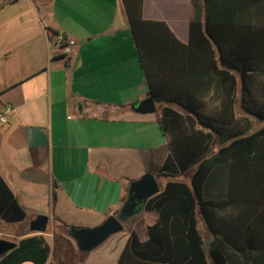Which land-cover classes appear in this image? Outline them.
I'll return each mask as SVG.
<instances>
[{
	"label": "crops",
	"instance_id": "0c3cea01",
	"mask_svg": "<svg viewBox=\"0 0 264 264\" xmlns=\"http://www.w3.org/2000/svg\"><path fill=\"white\" fill-rule=\"evenodd\" d=\"M142 15L188 40L190 0H143ZM58 32L78 40L67 57L51 43ZM148 95L121 0H0V175L26 210L21 221L0 218V238L39 233L30 222L46 214L42 234L52 248L53 233L66 235L67 225L92 227L118 214L130 182L146 172L159 190L170 179L186 182L188 175L158 173L169 153L158 124L164 103L150 113L131 108ZM142 207L99 249L75 246L74 264H116L130 231L144 240L157 218ZM196 218L207 248L214 237ZM47 263L55 264L52 254Z\"/></svg>",
	"mask_w": 264,
	"mask_h": 264
},
{
	"label": "trees",
	"instance_id": "16d2710c",
	"mask_svg": "<svg viewBox=\"0 0 264 264\" xmlns=\"http://www.w3.org/2000/svg\"><path fill=\"white\" fill-rule=\"evenodd\" d=\"M121 1L148 94L164 103L158 124L169 153L158 173L188 178L167 180L140 205L157 218L144 240L130 231L116 264H264V0H190L186 42L144 18L143 0ZM251 117L263 123L254 128ZM197 212L214 237L207 248ZM25 217L0 175V218ZM50 254L55 264L77 257L68 236L54 232L51 248L34 233L0 264H51Z\"/></svg>",
	"mask_w": 264,
	"mask_h": 264
},
{
	"label": "water",
	"instance_id": "95a60500",
	"mask_svg": "<svg viewBox=\"0 0 264 264\" xmlns=\"http://www.w3.org/2000/svg\"><path fill=\"white\" fill-rule=\"evenodd\" d=\"M131 108L138 113H150L155 111V100L151 95L134 103ZM159 191L156 177L146 172L138 179L130 182L128 196L121 210L116 215H108L101 223L92 226L75 227L69 226L65 232L71 238L80 252H88L103 243L110 235L123 229V219L137 213L140 205L150 196ZM49 217L46 214H39L30 222V229L43 233L48 225ZM14 241L0 238V256L14 248Z\"/></svg>",
	"mask_w": 264,
	"mask_h": 264
},
{
	"label": "built area",
	"instance_id": "2783aa9c",
	"mask_svg": "<svg viewBox=\"0 0 264 264\" xmlns=\"http://www.w3.org/2000/svg\"><path fill=\"white\" fill-rule=\"evenodd\" d=\"M51 43L53 46H55L58 49L59 53L62 54V56L67 57L74 52L78 44V40L65 33L58 32L52 36ZM4 121H5V116L2 113H0V122H4Z\"/></svg>",
	"mask_w": 264,
	"mask_h": 264
},
{
	"label": "rangeland",
	"instance_id": "374dc122",
	"mask_svg": "<svg viewBox=\"0 0 264 264\" xmlns=\"http://www.w3.org/2000/svg\"><path fill=\"white\" fill-rule=\"evenodd\" d=\"M251 119H252V122H253V127L254 128H256V127H258V126H260L261 124H262V122H260L259 120H257V119H255V118H253V117H251ZM202 223H200V225H199V227H200V229H202ZM129 229V225H128V221L125 219L124 220V223H123V229L121 230V231H119V232H116V233H122L123 231L124 232H126L127 230ZM55 231V230H54ZM112 235H115V233L114 234H112ZM141 236L143 237V236H145V234L144 233H141ZM49 237V236H48ZM105 242V241H104ZM103 242V243H104ZM102 243V244H103ZM101 244V245H102ZM100 247V246H99ZM95 249H99L98 247L97 248H95ZM98 251H100V250H98ZM76 260V259H75Z\"/></svg>",
	"mask_w": 264,
	"mask_h": 264
}]
</instances>
